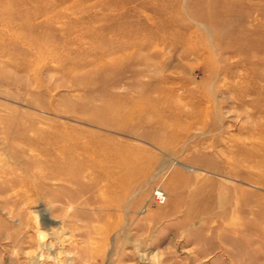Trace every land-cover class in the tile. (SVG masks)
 I'll list each match as a JSON object with an SVG mask.
<instances>
[{
	"label": "rangeland",
	"instance_id": "obj_1",
	"mask_svg": "<svg viewBox=\"0 0 264 264\" xmlns=\"http://www.w3.org/2000/svg\"><path fill=\"white\" fill-rule=\"evenodd\" d=\"M0 264H264V0H0Z\"/></svg>",
	"mask_w": 264,
	"mask_h": 264
},
{
	"label": "built area",
	"instance_id": "obj_2",
	"mask_svg": "<svg viewBox=\"0 0 264 264\" xmlns=\"http://www.w3.org/2000/svg\"><path fill=\"white\" fill-rule=\"evenodd\" d=\"M155 200L159 203L162 204L165 202V196L161 192H155L154 193Z\"/></svg>",
	"mask_w": 264,
	"mask_h": 264
},
{
	"label": "bare ground",
	"instance_id": "obj_3",
	"mask_svg": "<svg viewBox=\"0 0 264 264\" xmlns=\"http://www.w3.org/2000/svg\"><path fill=\"white\" fill-rule=\"evenodd\" d=\"M40 131V130H39ZM49 143V142H48ZM49 145V144H48ZM51 145V144H50ZM58 166V165H57ZM42 220H46V221H48L49 219L45 216V215H43L42 216Z\"/></svg>",
	"mask_w": 264,
	"mask_h": 264
},
{
	"label": "clouds",
	"instance_id": "obj_4",
	"mask_svg": "<svg viewBox=\"0 0 264 264\" xmlns=\"http://www.w3.org/2000/svg\"><path fill=\"white\" fill-rule=\"evenodd\" d=\"M43 239V237H41Z\"/></svg>",
	"mask_w": 264,
	"mask_h": 264
}]
</instances>
